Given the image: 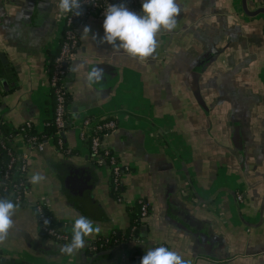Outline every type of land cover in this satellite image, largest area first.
<instances>
[{"label": "crops", "instance_id": "obj_1", "mask_svg": "<svg viewBox=\"0 0 264 264\" xmlns=\"http://www.w3.org/2000/svg\"><path fill=\"white\" fill-rule=\"evenodd\" d=\"M177 2V28L158 33V47L146 59L82 32L88 25L102 37L104 14L85 19L65 76L68 153L52 140L31 149L28 174L46 179L30 183V198L44 197L70 232L82 214L101 233L86 238L80 253L63 255L59 246L67 242L42 233L26 202L0 245L4 256L30 264H112L124 253L121 263L129 264L141 246L163 243L191 264H264V0ZM58 3L0 0V104L10 127L29 120L40 131L52 113L47 66L61 38ZM93 64L107 65L101 85L86 82ZM85 116L116 119L106 141L129 167L120 175L122 200L112 193L108 166L94 163L90 187L68 180L70 164L94 162L78 134ZM139 197L149 202L144 240L90 249L97 237L127 229L130 203Z\"/></svg>", "mask_w": 264, "mask_h": 264}, {"label": "built area", "instance_id": "obj_2", "mask_svg": "<svg viewBox=\"0 0 264 264\" xmlns=\"http://www.w3.org/2000/svg\"><path fill=\"white\" fill-rule=\"evenodd\" d=\"M121 2L125 3L131 11L139 12L141 10V0H81L82 15L62 14L63 26L59 47L47 66L48 84L52 93V113L45 120L44 124H52L54 129L45 138L37 140V134H27V128L33 125L29 120H25L16 126L18 127L17 131L11 130V127L5 131L2 128L4 119L0 104V150H3L6 155L5 164L0 166V197H8L14 202H18L19 205L26 202L30 203L35 211L38 228L45 235L59 241L68 242L70 239L65 222H58L49 207L48 201L44 197L37 196L34 199L30 198L31 187L29 182L30 176L28 174V161L31 156V149L42 150L44 145L49 140H52L61 151L68 153V148L65 147L63 138L68 106V90L65 76L68 64L76 58V49L79 45L78 29L89 15H102L105 13L108 5ZM116 125V119L113 117L93 120L92 117L85 116L80 126H78L79 136L88 138V147L90 153L93 155L94 162L98 165L108 166L114 190L121 183V172L129 169L128 166H122L118 162L116 154L111 150L106 141V136ZM236 196L238 199H242L241 192L237 193ZM117 198L122 200L123 194H119ZM136 201L140 205L139 218L143 220L148 214L149 202L142 197L137 198ZM44 219H48L49 221L47 226L43 223ZM104 238L108 240L109 237L106 235ZM135 239L137 242L144 240L139 235ZM94 240L89 244L90 249L93 250L98 247ZM99 244L102 245L101 242ZM161 245L164 244L155 243L149 249ZM144 253L145 251L132 252L129 257V264H139ZM125 257V254L121 253L120 259L112 264H122L121 261L125 260Z\"/></svg>", "mask_w": 264, "mask_h": 264}, {"label": "clouds", "instance_id": "obj_3", "mask_svg": "<svg viewBox=\"0 0 264 264\" xmlns=\"http://www.w3.org/2000/svg\"><path fill=\"white\" fill-rule=\"evenodd\" d=\"M61 14L71 13L82 15L81 0H59L57 5ZM182 12L177 0H141V11L128 9L125 3L110 4L105 10L103 20V36L92 32L91 27L85 25L82 32L93 41L100 44L107 43L114 50H123L133 57L146 59L151 57L158 47L157 35L161 31L172 32L177 28V18ZM99 64H93L86 75L89 85H101L105 78V71ZM46 177L34 172L29 182L38 184ZM18 202L8 197H0V245L9 237L14 227V215L19 209ZM44 225L49 224L44 219ZM102 228L89 217L78 214L72 223L70 240L59 246V252L66 256H73L86 247L88 237L99 235ZM139 264H191L178 252L161 245L145 251Z\"/></svg>", "mask_w": 264, "mask_h": 264}, {"label": "trees", "instance_id": "obj_4", "mask_svg": "<svg viewBox=\"0 0 264 264\" xmlns=\"http://www.w3.org/2000/svg\"><path fill=\"white\" fill-rule=\"evenodd\" d=\"M67 101H68V96H67ZM2 128L7 131L8 128H10V126H8L6 123L2 124ZM18 127H11V130L13 131H17ZM54 129V126L52 124H45L44 128L42 130H37L34 125H31L29 128H27L26 132L27 134H37V140L43 139L45 138L46 135H48L52 130ZM87 144H88V138H86ZM65 144V142H64ZM6 162V155L4 153L3 150H0V166L4 165ZM111 185H112V181H111ZM122 184L120 183L117 187L116 190H114L113 186H112V193H114L115 196L118 197L119 194H122ZM139 203L137 201H134L131 204V212H130V223L129 226L127 227V229L122 232H111L108 235V240H105L104 236H100L98 238H96L94 240V242L97 244V248L95 250L98 249H104L107 247H111L113 245H115L118 242L127 240L129 238L132 237H136L140 234L141 232V224H142V220H140L139 218ZM134 226V228H132V226ZM69 232V238H71V232ZM70 240V239H69ZM99 242L102 243V245L99 244ZM137 251H142V250H137ZM134 252V251H133ZM27 264L26 261H16L15 259L11 258V257H6L4 256L2 253H0V264Z\"/></svg>", "mask_w": 264, "mask_h": 264}, {"label": "water", "instance_id": "obj_5", "mask_svg": "<svg viewBox=\"0 0 264 264\" xmlns=\"http://www.w3.org/2000/svg\"><path fill=\"white\" fill-rule=\"evenodd\" d=\"M261 10L264 11V7H262ZM0 56L2 58H4V53L1 52ZM4 62H6V61H4ZM100 66L102 67V66H107V65L106 64H101ZM194 74L196 75L197 72L194 73ZM194 80H196L194 85H193L194 87H192V89L194 91V94H195L199 104L203 108H206L205 107L206 105L203 103V100L201 98V95H200V92H199V89H198L197 79H194ZM94 163L95 162L91 161V162L87 163L86 165H76L74 163L70 164L69 166L71 168H69V169H72V170H71V173L68 175V178H69L68 180H71L72 182H74V181L75 182H80V184L78 183L79 186L81 185V186H84V187L85 186L90 187L91 184H89V180L92 177V169L94 168ZM140 248L141 249H138V250H142V251L148 250V248H144L143 249V246H141Z\"/></svg>", "mask_w": 264, "mask_h": 264}]
</instances>
